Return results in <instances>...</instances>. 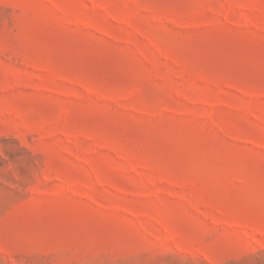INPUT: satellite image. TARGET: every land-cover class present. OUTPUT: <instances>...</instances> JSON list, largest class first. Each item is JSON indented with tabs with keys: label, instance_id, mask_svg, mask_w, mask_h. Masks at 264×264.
<instances>
[{
	"label": "rangeland",
	"instance_id": "rangeland-1",
	"mask_svg": "<svg viewBox=\"0 0 264 264\" xmlns=\"http://www.w3.org/2000/svg\"><path fill=\"white\" fill-rule=\"evenodd\" d=\"M0 264H264V0H0Z\"/></svg>",
	"mask_w": 264,
	"mask_h": 264
}]
</instances>
